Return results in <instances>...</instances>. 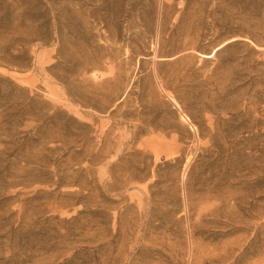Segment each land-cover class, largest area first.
<instances>
[{
	"label": "rangeland",
	"instance_id": "1",
	"mask_svg": "<svg viewBox=\"0 0 264 264\" xmlns=\"http://www.w3.org/2000/svg\"><path fill=\"white\" fill-rule=\"evenodd\" d=\"M0 264H264V0H0Z\"/></svg>",
	"mask_w": 264,
	"mask_h": 264
}]
</instances>
